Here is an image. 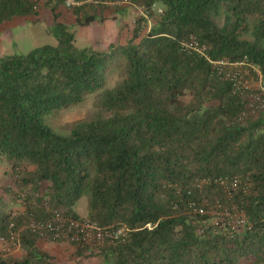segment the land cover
Wrapping results in <instances>:
<instances>
[{
  "label": "trees",
  "instance_id": "trees-1",
  "mask_svg": "<svg viewBox=\"0 0 264 264\" xmlns=\"http://www.w3.org/2000/svg\"><path fill=\"white\" fill-rule=\"evenodd\" d=\"M92 1L66 8L45 0L56 44L0 59V164L15 177L0 197V238L11 223L52 210L82 219L74 207L86 198L83 220L126 232L102 247L71 245L78 258L264 264V0ZM37 5L0 0V26L36 16ZM130 8L144 16L123 42L107 51L75 46L76 29ZM192 39L204 56L183 49ZM215 62L227 65L218 71ZM89 95H97L93 117L67 132L51 127V115ZM219 178L237 181L230 197L196 186ZM38 240L23 232L20 255L0 254V264H52Z\"/></svg>",
  "mask_w": 264,
  "mask_h": 264
},
{
  "label": "rangeland",
  "instance_id": "rangeland-1",
  "mask_svg": "<svg viewBox=\"0 0 264 264\" xmlns=\"http://www.w3.org/2000/svg\"><path fill=\"white\" fill-rule=\"evenodd\" d=\"M37 1L36 16H28L24 19L16 18L5 24L6 26L0 27V59L6 56L25 54L43 45L56 44V39L52 34L51 15L43 7L45 0ZM139 12V9L130 8L117 16L108 15V19L102 24L94 23L88 27L76 29L75 46L78 48L97 47L102 51H107L110 45L123 42L132 34L135 20L141 15ZM62 20L66 24L74 22V18L66 11L63 12ZM116 80L115 76H109L106 81V88H112ZM96 98L97 95H89L81 104L60 110L48 118V123L59 132H67L75 123L95 115L93 102ZM14 179L10 166L0 164V197L6 195L7 188H14ZM5 198L8 199V196ZM7 210L16 214H21L23 211L18 204H10ZM74 210L80 218L86 219L88 200L81 198L76 203ZM208 211L210 214L215 212L212 207H208ZM61 243L68 248L55 247L56 256L52 257V264H96L94 259L77 261L78 257L75 256L74 250L70 249V245L65 242ZM52 244L60 243L53 242ZM2 249L3 243L0 241V254H5ZM10 255L19 256L20 251L12 252Z\"/></svg>",
  "mask_w": 264,
  "mask_h": 264
},
{
  "label": "built area",
  "instance_id": "built-area-1",
  "mask_svg": "<svg viewBox=\"0 0 264 264\" xmlns=\"http://www.w3.org/2000/svg\"><path fill=\"white\" fill-rule=\"evenodd\" d=\"M85 2L94 4L99 3L98 1L93 2L92 0H63V4L66 8L78 7ZM139 10L140 16H144L142 10ZM152 10L160 12V9L157 7H153ZM182 47L186 51L195 52L201 56H204L206 52L205 46L199 45L194 39L183 44ZM212 64L220 67V69L218 68V71H220L221 67L227 65V62H215ZM239 65V63L234 64V67ZM256 72L259 75L257 70ZM204 184L220 186L229 197L238 187L236 180L228 181L222 178L203 180L198 182L196 186L201 188ZM198 212L202 213V210L198 209ZM225 215L229 219H234L232 220V224L235 226H242L244 224L242 216L235 211H225ZM25 231L36 235L43 241L46 239H51L52 241L61 240L76 247H102L106 243H114L118 240H122L126 232L124 229L100 227L96 223L87 220L66 217L61 212L52 210L49 211V216L42 220L31 216L24 220L18 227L15 226L14 223H11L8 227L6 238H0V241L3 243L2 251L10 255L12 252L20 250V237Z\"/></svg>",
  "mask_w": 264,
  "mask_h": 264
},
{
  "label": "crops",
  "instance_id": "crops-1",
  "mask_svg": "<svg viewBox=\"0 0 264 264\" xmlns=\"http://www.w3.org/2000/svg\"><path fill=\"white\" fill-rule=\"evenodd\" d=\"M24 18H26V17H24ZM24 18H20V19H24ZM7 23H5V24H7ZM5 24H3L1 26H6ZM82 219H84V218H82ZM52 243L53 242H47V241H43V240H38V246H39V248L40 249L42 248L43 250H45L52 257H55L56 256L55 255V252H54V248L55 247H62L63 249L68 248L67 246H64L62 243L56 244V245H53ZM70 249L73 250V247L71 245H70ZM80 260H81V258H77V261H80Z\"/></svg>",
  "mask_w": 264,
  "mask_h": 264
}]
</instances>
